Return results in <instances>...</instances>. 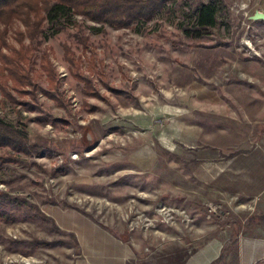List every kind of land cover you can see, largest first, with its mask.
Listing matches in <instances>:
<instances>
[{
	"label": "rangeland",
	"instance_id": "374dc122",
	"mask_svg": "<svg viewBox=\"0 0 264 264\" xmlns=\"http://www.w3.org/2000/svg\"><path fill=\"white\" fill-rule=\"evenodd\" d=\"M204 3L216 8L214 25L187 34ZM255 10L264 0H175L139 30L79 15L58 30L45 23L29 66L36 97H24L37 108L0 94V118L31 147L0 165V191L31 203H3L0 264H72L78 244L59 209L132 233L144 253L156 244L138 264H179L188 244L211 236L222 246L212 264H264V19L250 18ZM18 27H8L10 44ZM64 44L97 96L72 75ZM42 51L56 100L41 91Z\"/></svg>",
	"mask_w": 264,
	"mask_h": 264
},
{
	"label": "trees",
	"instance_id": "16d2710c",
	"mask_svg": "<svg viewBox=\"0 0 264 264\" xmlns=\"http://www.w3.org/2000/svg\"><path fill=\"white\" fill-rule=\"evenodd\" d=\"M175 0H0V94L2 98L14 104H21L25 110L33 111L37 106L29 99H35L38 88L35 77L30 70V64L35 59V49L39 39L44 34V24L48 23L56 30L64 25L66 18L79 15L101 25L114 28L139 26L162 11L168 10V4ZM194 24L191 28H183L189 35L202 36L208 33L215 23L216 8L212 3H204L197 10ZM18 22L21 27L15 29V42L10 44L6 38L8 27ZM86 37L79 40L87 47ZM65 59L69 62L72 75L84 85V92L89 96H97L98 92L91 88L90 79L77 70L70 48L63 45ZM42 70L46 74L49 87L41 91L52 99H57L53 93L55 72L46 51L40 56ZM116 93L122 90L108 86ZM127 96V95H126ZM0 165L19 160L17 153H29L30 145L27 132L24 129L12 127L0 118ZM27 204L25 199L12 197L0 191V216L2 206L6 201Z\"/></svg>",
	"mask_w": 264,
	"mask_h": 264
},
{
	"label": "crops",
	"instance_id": "0c3cea01",
	"mask_svg": "<svg viewBox=\"0 0 264 264\" xmlns=\"http://www.w3.org/2000/svg\"><path fill=\"white\" fill-rule=\"evenodd\" d=\"M62 228L75 236L78 255L72 264H138L139 254L144 253L133 234H117L81 212L70 209L55 213ZM203 238L205 236H202ZM206 238V237H205ZM188 255L179 264H212L220 255L221 243L214 236L191 246ZM191 247H194L191 249ZM144 254L157 253V246L147 247ZM146 263L151 264V262Z\"/></svg>",
	"mask_w": 264,
	"mask_h": 264
},
{
	"label": "water",
	"instance_id": "95a60500",
	"mask_svg": "<svg viewBox=\"0 0 264 264\" xmlns=\"http://www.w3.org/2000/svg\"><path fill=\"white\" fill-rule=\"evenodd\" d=\"M250 18L252 19H264V10L259 11L255 10L252 15H250Z\"/></svg>",
	"mask_w": 264,
	"mask_h": 264
},
{
	"label": "bare ground",
	"instance_id": "6f19581e",
	"mask_svg": "<svg viewBox=\"0 0 264 264\" xmlns=\"http://www.w3.org/2000/svg\"><path fill=\"white\" fill-rule=\"evenodd\" d=\"M28 263V262H27Z\"/></svg>",
	"mask_w": 264,
	"mask_h": 264
}]
</instances>
